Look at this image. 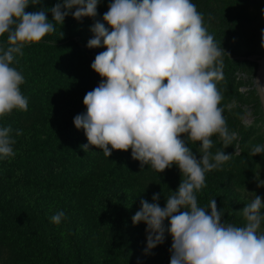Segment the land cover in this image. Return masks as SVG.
I'll return each instance as SVG.
<instances>
[{
  "label": "trees",
  "instance_id": "obj_1",
  "mask_svg": "<svg viewBox=\"0 0 264 264\" xmlns=\"http://www.w3.org/2000/svg\"><path fill=\"white\" fill-rule=\"evenodd\" d=\"M57 2L41 0L26 11L51 8ZM110 2L100 0L95 18L77 21L70 14L63 26L56 25L54 34L17 57L14 66L25 78L21 91L28 110L0 118V125L12 127L16 140L15 158L0 160V264H170L171 237L166 233L162 244L146 252L147 226L133 225L132 217L140 209L139 199L148 197L152 203L154 193L161 194L159 205H166L181 181L179 168L173 165L163 173L148 165L141 169L131 149L113 150L107 157L90 145L85 152L81 145L88 143L86 135L73 123L77 114L86 112L84 96L102 79L91 63L106 48L90 49L87 42L93 37L91 26L102 22ZM192 2L203 14L208 32L226 51L224 79L217 86L224 97L227 127L234 133L227 147L218 134L211 137V152L223 150L233 156L222 170L206 174L198 203L207 208L216 199L224 213L222 221L243 226L240 210L249 202L240 191L264 168V154H251L253 146L264 145V114L252 80L258 65L248 58L264 55V0ZM5 40L6 36L0 37V42ZM246 114L250 122L244 120ZM18 129L22 135L16 136ZM188 146L199 159V143ZM53 193H62L59 202L70 206L59 225L51 221L58 212Z\"/></svg>",
  "mask_w": 264,
  "mask_h": 264
},
{
  "label": "clouds",
  "instance_id": "obj_2",
  "mask_svg": "<svg viewBox=\"0 0 264 264\" xmlns=\"http://www.w3.org/2000/svg\"><path fill=\"white\" fill-rule=\"evenodd\" d=\"M40 3L0 0V37L6 36L0 42V118L28 110L21 91L25 78L14 66L17 57L54 34L56 25L63 26L70 14L77 21L97 17L100 0H58L51 8L26 11ZM90 31L93 37L87 47L106 50L91 63L101 82L84 96L86 112L73 119L88 141L82 149L88 152L90 145L95 146L107 157L113 150L131 149L141 169L148 165L163 173L175 165L181 173L179 186L164 207L158 203L161 194L154 193L152 203L140 200L132 217L133 225L147 226L146 252L162 244L167 233L172 241L170 264H264L261 196L253 193L240 210L243 226L224 223L216 199L207 208L198 203L206 174L222 170L233 156L223 150L211 152V137L218 134L225 147L234 138L217 86L224 79L226 51L208 32L203 14L192 0H112L102 22L96 20ZM255 83L264 88L258 80ZM12 133L10 125H0V160L10 162L16 156ZM15 135H22V130ZM189 142L199 143V159ZM251 154H264V145L253 146ZM255 179L258 187H264L258 173ZM65 218L59 211L51 221L59 225Z\"/></svg>",
  "mask_w": 264,
  "mask_h": 264
},
{
  "label": "rangeland",
  "instance_id": "obj_3",
  "mask_svg": "<svg viewBox=\"0 0 264 264\" xmlns=\"http://www.w3.org/2000/svg\"><path fill=\"white\" fill-rule=\"evenodd\" d=\"M249 59L251 60H255L256 63H257V69L263 65V62H264V55L260 56V57H257V56H248ZM256 69V70H257ZM255 70V72H256ZM255 72H254V76H255ZM254 76L252 78V80L254 79ZM247 76L244 75L243 78H246ZM254 82V80H253ZM260 83H261V86L264 87V79L261 77V80H260ZM254 86V85H253ZM241 90H245L246 88L244 86H241L240 88ZM264 89V88H263ZM262 107V106H261ZM262 111H263V108H262ZM264 114V112H263ZM244 120L246 122H250L252 119L250 117V114H246L244 116ZM259 174V179L260 180H264V168H259L255 175H254V178L252 180V184L250 186H246L244 189H242L240 191V195L243 199L247 200L248 202H250L252 199H253V193H255L256 195H259L262 197V199H264V187H258L257 186V181L255 179L256 177V174ZM56 193H53L51 196L54 198V200L57 202H55V205H56V208H57V211H65L66 209L68 211H70V206L68 204H65V203H60L59 202V198L61 197L62 193H58L57 195H55ZM152 196V195H150ZM145 199V198H144ZM148 201V197L146 199ZM139 202H140V199H139ZM262 214H264V210H262ZM261 231H264V223H262V227H261Z\"/></svg>",
  "mask_w": 264,
  "mask_h": 264
},
{
  "label": "water",
  "instance_id": "obj_4",
  "mask_svg": "<svg viewBox=\"0 0 264 264\" xmlns=\"http://www.w3.org/2000/svg\"><path fill=\"white\" fill-rule=\"evenodd\" d=\"M260 77H262L264 79V62H263V65L260 66L256 72H255V76H254V87L256 89V92L258 94V97H259V100H260V103H261V106L263 108V112H264V89L263 88H258L256 83H255V80H258L260 79Z\"/></svg>",
  "mask_w": 264,
  "mask_h": 264
},
{
  "label": "bare ground",
  "instance_id": "obj_5",
  "mask_svg": "<svg viewBox=\"0 0 264 264\" xmlns=\"http://www.w3.org/2000/svg\"><path fill=\"white\" fill-rule=\"evenodd\" d=\"M260 80H261V77H260V79H259V83H260ZM260 85H261V83H260Z\"/></svg>",
  "mask_w": 264,
  "mask_h": 264
}]
</instances>
